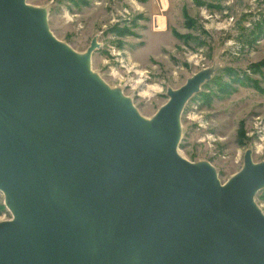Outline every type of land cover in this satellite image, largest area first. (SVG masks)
Here are the masks:
<instances>
[{"label":"water","instance_id":"1","mask_svg":"<svg viewBox=\"0 0 264 264\" xmlns=\"http://www.w3.org/2000/svg\"><path fill=\"white\" fill-rule=\"evenodd\" d=\"M55 38L42 8L0 0V264H264L254 196L264 161L244 151L224 182L178 154L192 74L149 117Z\"/></svg>","mask_w":264,"mask_h":264},{"label":"rangeland","instance_id":"2","mask_svg":"<svg viewBox=\"0 0 264 264\" xmlns=\"http://www.w3.org/2000/svg\"><path fill=\"white\" fill-rule=\"evenodd\" d=\"M90 69L149 118L166 89L206 70L179 115L178 154L208 162L224 182L244 151L264 161V0H26ZM176 34L181 35L176 36ZM264 187L254 196L264 213ZM10 217L0 192V220Z\"/></svg>","mask_w":264,"mask_h":264},{"label":"trees","instance_id":"3","mask_svg":"<svg viewBox=\"0 0 264 264\" xmlns=\"http://www.w3.org/2000/svg\"><path fill=\"white\" fill-rule=\"evenodd\" d=\"M175 35H176V36H179V37L181 36V35H179V34H176V33H175ZM261 198H264V195H262V197H261Z\"/></svg>","mask_w":264,"mask_h":264},{"label":"built area","instance_id":"4","mask_svg":"<svg viewBox=\"0 0 264 264\" xmlns=\"http://www.w3.org/2000/svg\"><path fill=\"white\" fill-rule=\"evenodd\" d=\"M8 219V218H7ZM3 220H6V219H3ZM2 221V220H1Z\"/></svg>","mask_w":264,"mask_h":264},{"label":"bare ground","instance_id":"5","mask_svg":"<svg viewBox=\"0 0 264 264\" xmlns=\"http://www.w3.org/2000/svg\"><path fill=\"white\" fill-rule=\"evenodd\" d=\"M264 214V213H263ZM1 221V220H0Z\"/></svg>","mask_w":264,"mask_h":264}]
</instances>
